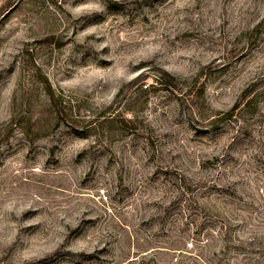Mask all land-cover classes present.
I'll return each mask as SVG.
<instances>
[{
  "label": "rangeland",
  "instance_id": "rangeland-1",
  "mask_svg": "<svg viewBox=\"0 0 264 264\" xmlns=\"http://www.w3.org/2000/svg\"><path fill=\"white\" fill-rule=\"evenodd\" d=\"M0 264H264V0H0Z\"/></svg>",
  "mask_w": 264,
  "mask_h": 264
}]
</instances>
